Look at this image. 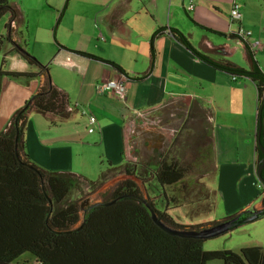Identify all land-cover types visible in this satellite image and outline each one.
I'll return each instance as SVG.
<instances>
[{
  "label": "trees",
  "instance_id": "16d2710c",
  "mask_svg": "<svg viewBox=\"0 0 264 264\" xmlns=\"http://www.w3.org/2000/svg\"><path fill=\"white\" fill-rule=\"evenodd\" d=\"M8 16L7 34L0 38L11 46L36 72L5 70V55L0 65L2 76L14 79H38L36 92L20 108L0 135V264H21L17 259L30 254L36 264H264V247L244 246L239 253L230 250L203 251L204 240L180 238L163 232L153 222L149 209L159 221L177 229L200 230L230 219L186 226L169 214L170 202L163 194L166 207L157 208L149 195V186L173 188L187 182L185 199H191L194 212L215 206L216 194L200 180L215 173V148L212 114L196 101L168 100L160 110L158 122L144 127L130 123L129 155L121 166L108 163L91 181L72 172H50L30 159L25 149V131L31 114L43 116L51 126L68 122L75 115L67 93L49 74L48 65L40 63L26 49L23 41V14L17 0H0V19ZM172 36L198 61L230 78L248 79L257 91L255 158L258 164L264 151V72L248 44L243 43L248 67L229 59L215 60L195 49L187 36L172 29ZM236 39V38H235ZM100 60L119 72L110 61ZM172 132V137L167 133ZM120 175L137 177L145 186L124 180L101 192V188ZM264 181V169L262 171ZM76 192L78 196H73ZM264 192V187L255 197ZM107 206L85 208L81 202L91 195ZM189 202V203H190ZM188 203V204H189ZM264 205V201H263Z\"/></svg>",
  "mask_w": 264,
  "mask_h": 264
},
{
  "label": "crops",
  "instance_id": "0c3cea01",
  "mask_svg": "<svg viewBox=\"0 0 264 264\" xmlns=\"http://www.w3.org/2000/svg\"><path fill=\"white\" fill-rule=\"evenodd\" d=\"M17 1L23 14V41L27 51L41 63L50 65L53 82L67 93L70 106L75 110L72 119L63 124L87 122L81 115V110L86 109L95 117L96 124L94 132H87L85 139L104 143L111 128L119 129L123 119L130 125L132 116L159 113L171 99L186 104L196 101L212 114L214 174L222 191L218 198L224 201L227 217L235 215L259 193V182L253 185L254 179L257 180L255 85L248 79L232 81L229 76L198 61L172 36L171 31L175 29L183 33L195 49L212 59H231L235 49H230L221 39H235V24H232L229 12L236 3L240 7L243 27L252 32L250 42L259 43L253 51L264 72V0H185L186 13L182 11L181 0ZM190 6L192 10H189ZM213 31L228 37H220ZM243 52L244 61L240 65L247 68L244 47ZM79 53L110 61L121 72ZM8 56L21 60L22 68L17 71L6 66L7 71H37L18 54L13 52ZM122 77L127 79L124 101L96 92L98 84ZM38 84L35 83L36 89ZM17 109L15 106L8 112L12 116L7 125ZM32 116L35 115L31 114L26 124V152L41 168L52 169L35 156L41 139L35 135L38 119ZM5 122L3 119L0 126ZM121 129L123 138L122 126ZM118 137L120 140L119 130ZM121 151L125 152L124 147L118 153ZM118 153L110 157L107 151L109 163L113 166L123 164L118 160ZM55 160L56 156L51 154V163ZM234 175L238 176V194L233 187Z\"/></svg>",
  "mask_w": 264,
  "mask_h": 264
},
{
  "label": "rangeland",
  "instance_id": "374dc122",
  "mask_svg": "<svg viewBox=\"0 0 264 264\" xmlns=\"http://www.w3.org/2000/svg\"><path fill=\"white\" fill-rule=\"evenodd\" d=\"M7 24L8 16H3L0 19V38L7 34ZM235 28L236 25L233 27V30H235ZM213 39L220 41L218 38ZM221 41L226 42L230 49H235L234 55L231 56V59L229 60L241 66V62L244 61L243 46L239 43L238 40L235 39L228 38L221 39ZM194 44L195 46H198L196 42ZM10 49L11 46L4 42L3 47L0 49V65L5 55L7 56V58L5 59V62L7 64L6 66H8L10 70H21L22 67L19 62L21 60H14L10 56H8V54H10ZM48 58H50L49 54ZM48 68H50V65H48ZM35 83L38 84V79L24 80L2 76V78L0 79V124L3 119L6 122L0 126V135L4 131L7 122L11 118L10 116H12L9 115L10 113L8 112H11V110L15 106L20 109L25 105L26 102H29L30 98L37 90ZM86 111L90 113L88 110ZM8 115L9 117H7ZM33 115L35 116L32 117H37L36 119H38V121L36 122V132L39 135L37 133H35V135L41 139V142H39L40 145L38 151H36L35 156L44 166H49L52 168L48 170L45 169L47 171L72 172L80 174L91 181H95L98 179L99 172L107 168V165L110 161L108 155L110 157H113L119 152V150L123 149V147L125 149V152L121 151L120 153H118V160L124 163V158L126 157L130 163L134 161L129 155L128 133L130 129L126 119L122 120V124L119 125V129L117 127L116 130L113 127L111 128L104 143H93L85 139V137H87L86 134L89 127L88 118L86 116L85 117L87 119V122H71L70 124L51 126L43 116L39 114ZM159 115L160 113H149L143 114L141 116L135 115L131 118V124L136 127L150 126L158 122ZM121 126L123 127V138L121 134ZM118 130L120 133V140L118 137ZM172 135V132L167 133V137L169 138H171ZM51 154L56 156L57 158V160L53 161L52 163L50 161ZM58 156L62 159H60ZM30 159L32 160V162H34L31 157ZM34 163L37 165L36 162ZM38 166L42 167L41 165ZM237 179L238 176L234 175L232 180H234L233 187L235 191L238 186ZM200 181L204 183L210 191H214L216 194L215 206L207 211H193L194 208L191 207V199H185V195L189 190L186 181L173 188L166 187L164 188V190L160 189L156 184L153 183L149 186L148 192L149 195L156 200L157 208H159L160 210H163L166 207V202H164L163 197V194H166V196L170 200V202H168L169 204H167L169 214L172 215L176 219V221L182 225H204L226 218L228 215H226V213L224 212V201L221 197L218 198L220 192L222 191L217 184L215 174H213L212 176L203 177ZM254 182L255 183L253 185L255 186L258 181L254 179ZM254 190L256 189L254 188ZM72 195L78 196L76 192H73ZM91 196L96 197V194ZM255 198L256 197H253L251 201H253ZM244 207L240 208L238 211H240ZM236 212L231 214H235ZM251 245L264 247V218H261L257 221L249 223L243 227L225 233L216 238L204 240L202 243V250L206 252L230 250L239 253L242 247ZM17 262L21 264H36L34 258L28 253H25L21 257H19L17 259ZM209 264L222 263L211 262Z\"/></svg>",
  "mask_w": 264,
  "mask_h": 264
},
{
  "label": "water",
  "instance_id": "95a60500",
  "mask_svg": "<svg viewBox=\"0 0 264 264\" xmlns=\"http://www.w3.org/2000/svg\"><path fill=\"white\" fill-rule=\"evenodd\" d=\"M184 1L181 0V8L183 13H186V9L184 6ZM191 22H193L190 18H188ZM199 28H202L204 30H209L207 28L201 27L200 25H197ZM214 34L226 38L228 37L227 34L218 32V31H213ZM233 37V36H232ZM263 158L261 161L257 164L256 167V177L258 182L264 187V181L262 179V171L264 169V151L262 150ZM124 180H132L135 183L139 185L141 190L143 191L144 194H146L145 191V186L143 183L135 176L132 175H120L112 179L111 181L107 182L102 188L101 192L107 190L108 188H111L115 186L117 183L124 181ZM92 197V196H91ZM263 200H264V192L258 195L253 201H251L246 207L238 211L234 216H232L230 219L226 221L219 222L214 225L207 226L205 228H202L200 230L196 229H184V230H177L170 228L163 224L161 221L158 220L156 214L153 212V210L149 209L151 218L153 222L156 224L158 228H160L163 232L170 236H176L180 238H189V239H197V240H208L212 238H216L218 236H221L225 233L231 232L235 229H238L240 227H243L249 223H252L254 221H257L261 218H264V205H263ZM88 201V200H87ZM115 201H112L111 203L103 204L100 201H96L95 204H93L91 208L97 207V206H107L110 204H113ZM85 200L81 202V212L83 213L84 210V205Z\"/></svg>",
  "mask_w": 264,
  "mask_h": 264
},
{
  "label": "built area",
  "instance_id": "2783aa9c",
  "mask_svg": "<svg viewBox=\"0 0 264 264\" xmlns=\"http://www.w3.org/2000/svg\"><path fill=\"white\" fill-rule=\"evenodd\" d=\"M189 10H192V6L189 7ZM229 18L232 24L236 25V28L233 32L234 37L239 41V43L248 44L250 49L253 51L259 45V43L256 41L250 42V40L253 38V35L252 32L245 29L241 23L242 14L240 12V7L238 4H232V7L229 12ZM231 79L232 81H234L236 78L233 77ZM126 83L127 79L125 77H122L117 80H107L97 85L96 92L100 94H109L121 101H124L127 93ZM81 115L86 116L88 118V133H93V127L96 124L95 117L91 113H88L85 109L81 110ZM261 188L262 185L259 183L258 189L260 190Z\"/></svg>",
  "mask_w": 264,
  "mask_h": 264
},
{
  "label": "flooded vegetation",
  "instance_id": "af4514ba",
  "mask_svg": "<svg viewBox=\"0 0 264 264\" xmlns=\"http://www.w3.org/2000/svg\"><path fill=\"white\" fill-rule=\"evenodd\" d=\"M88 200V201H87ZM96 201H98L97 200V196L96 197H91V196H89V197H87L86 199H85V204H83L84 205V209L85 208H90L93 204H95V202ZM264 201V200H263Z\"/></svg>",
  "mask_w": 264,
  "mask_h": 264
}]
</instances>
